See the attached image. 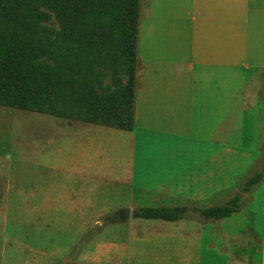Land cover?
I'll return each instance as SVG.
<instances>
[{
    "label": "crops",
    "instance_id": "1",
    "mask_svg": "<svg viewBox=\"0 0 264 264\" xmlns=\"http://www.w3.org/2000/svg\"><path fill=\"white\" fill-rule=\"evenodd\" d=\"M161 2L140 0L134 126L122 136L131 151L128 208L132 214L144 206L187 207L175 221L159 219L187 231L176 236L181 246L203 237L207 247L214 238L236 245L235 230L249 215L261 224L264 264V173L240 192L260 149L250 137L258 125L245 134L243 121L264 118V0H173L170 13H160ZM238 192L237 212L220 219L200 214ZM200 260L197 254L178 259ZM88 261L99 263L101 256L66 259Z\"/></svg>",
    "mask_w": 264,
    "mask_h": 264
},
{
    "label": "rangeland",
    "instance_id": "2",
    "mask_svg": "<svg viewBox=\"0 0 264 264\" xmlns=\"http://www.w3.org/2000/svg\"><path fill=\"white\" fill-rule=\"evenodd\" d=\"M161 1L160 13H170L173 0ZM11 5L31 30L20 1ZM243 122L245 134L258 125L250 136L260 142L250 173H264V118ZM125 134L0 106V264H67L85 253L101 262L75 264H179L183 254L200 255L197 264H259L263 232L249 215L235 230L236 245L214 238L213 247L205 237L181 246L176 236L187 231H175L168 221L123 216L132 196Z\"/></svg>",
    "mask_w": 264,
    "mask_h": 264
},
{
    "label": "trees",
    "instance_id": "3",
    "mask_svg": "<svg viewBox=\"0 0 264 264\" xmlns=\"http://www.w3.org/2000/svg\"><path fill=\"white\" fill-rule=\"evenodd\" d=\"M20 1L25 19L13 14ZM0 0V106L131 130L140 0ZM263 171L240 187L249 191ZM240 192L200 209L220 219L240 208ZM185 206H144L133 217L175 221Z\"/></svg>",
    "mask_w": 264,
    "mask_h": 264
},
{
    "label": "water",
    "instance_id": "4",
    "mask_svg": "<svg viewBox=\"0 0 264 264\" xmlns=\"http://www.w3.org/2000/svg\"><path fill=\"white\" fill-rule=\"evenodd\" d=\"M121 214L125 217H128L129 214H130V210L128 207L124 208L122 211H121Z\"/></svg>",
    "mask_w": 264,
    "mask_h": 264
}]
</instances>
